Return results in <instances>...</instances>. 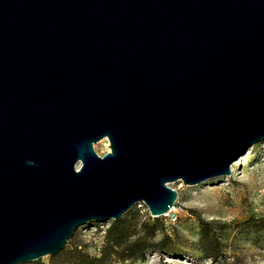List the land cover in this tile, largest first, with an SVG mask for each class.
<instances>
[{
	"label": "water",
	"instance_id": "1",
	"mask_svg": "<svg viewBox=\"0 0 264 264\" xmlns=\"http://www.w3.org/2000/svg\"><path fill=\"white\" fill-rule=\"evenodd\" d=\"M263 138L264 0H0V264L163 215Z\"/></svg>",
	"mask_w": 264,
	"mask_h": 264
},
{
	"label": "rangeland",
	"instance_id": "2",
	"mask_svg": "<svg viewBox=\"0 0 264 264\" xmlns=\"http://www.w3.org/2000/svg\"><path fill=\"white\" fill-rule=\"evenodd\" d=\"M92 148L99 156L109 151L105 138L92 143ZM230 164L232 168L226 176L193 185H183L179 180L168 183L177 192L175 209L168 215L151 217L142 202L133 204L119 218L129 219L135 214L132 222L161 223L150 240L160 243L158 249L145 247L142 259L111 256L108 264H264V221L262 227L250 226L264 217V138ZM200 219L211 222V232L218 243L215 262L199 250ZM248 220L250 224L245 225ZM113 221L79 226L58 253L23 264H71L63 259L74 248L98 256L105 231Z\"/></svg>",
	"mask_w": 264,
	"mask_h": 264
},
{
	"label": "trees",
	"instance_id": "3",
	"mask_svg": "<svg viewBox=\"0 0 264 264\" xmlns=\"http://www.w3.org/2000/svg\"><path fill=\"white\" fill-rule=\"evenodd\" d=\"M133 214L129 219L118 218L106 229L104 234V243L98 256H90L80 252L78 249H72L66 254L63 261L71 264H108L111 256L121 260L130 257L142 259L145 247L158 249L159 242L152 243L150 240L154 237L155 230L161 228V223H147L143 220L133 221ZM156 221V219H154ZM264 217L259 221L251 223L252 228L263 226ZM250 220L244 224H250ZM199 239L198 247L202 254L211 261L215 262L218 252V243L211 232V222L199 220ZM148 240V241H147ZM234 264V263H229Z\"/></svg>",
	"mask_w": 264,
	"mask_h": 264
},
{
	"label": "built area",
	"instance_id": "4",
	"mask_svg": "<svg viewBox=\"0 0 264 264\" xmlns=\"http://www.w3.org/2000/svg\"><path fill=\"white\" fill-rule=\"evenodd\" d=\"M175 209L174 204L171 208H169L163 215H168L171 211Z\"/></svg>",
	"mask_w": 264,
	"mask_h": 264
},
{
	"label": "bare ground",
	"instance_id": "5",
	"mask_svg": "<svg viewBox=\"0 0 264 264\" xmlns=\"http://www.w3.org/2000/svg\"><path fill=\"white\" fill-rule=\"evenodd\" d=\"M233 161V160H232ZM231 165V164H230ZM232 168V166H230ZM175 207V206H174Z\"/></svg>",
	"mask_w": 264,
	"mask_h": 264
}]
</instances>
